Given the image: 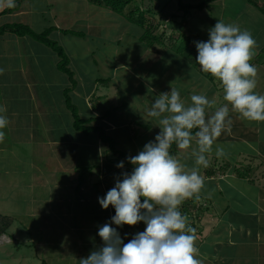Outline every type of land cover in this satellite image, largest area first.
<instances>
[{
	"label": "crops",
	"instance_id": "0c3cea01",
	"mask_svg": "<svg viewBox=\"0 0 264 264\" xmlns=\"http://www.w3.org/2000/svg\"><path fill=\"white\" fill-rule=\"evenodd\" d=\"M218 1L221 0L216 2L218 3ZM232 1L233 4L229 6V9L232 8L233 10H230L233 13L228 11L230 23L239 26L245 24L240 22V18L243 17L246 22L251 20L252 24L260 22L264 28L262 12L264 11V0ZM219 14L225 17L224 11L221 10ZM254 16H258L260 19L258 20ZM16 56L20 61L19 68L12 72L17 78L0 77L2 78L0 79V93L5 94L7 98L11 97V93L9 91L5 93V89L12 90L16 86L25 90L21 94L14 95L15 98H18L16 102L19 99L21 101L13 104L11 108L16 110L13 113L18 114L20 122L17 128L10 131L12 135L9 134L8 138L11 140L12 146L7 142V145L4 146L6 148L2 147L1 149L5 165L9 163L11 169L18 170L22 174V170H27L26 172L29 173L28 169H32L34 172L39 169L50 170L46 180L38 181L41 185L39 192L44 195L45 199H51L52 205L54 202L57 203L56 208L50 207L54 212L51 217L55 221L64 222V225L69 228L68 232L71 231L76 235L77 240L74 245L76 247L79 245L78 252L81 253L79 256L85 253L83 258H87L91 251L85 252L86 249H82L81 246L84 244L92 251L101 247L102 241L96 242L100 239L97 235L98 228L109 222L115 214L112 206L102 209L98 203V197H104L107 191L114 187L116 180L121 178L122 172L130 173L132 165H125L123 169H118L116 164L122 159L120 160L117 156H109L107 146L100 142L97 135L85 136L73 129V119L66 108L63 96V91L71 86L67 76L57 70V58L50 49H34L31 55H27V51H18ZM254 57L252 64L258 70L255 91L264 95V58H262L264 57V42L255 48ZM49 61L54 66L45 65ZM120 67L122 66L115 67L116 72L120 70L118 69ZM174 67L173 73L169 75L173 77L180 73L178 77L180 84L178 83L176 89L179 90L180 86L186 88V91H180L185 101H189L192 94L204 93L213 101V107L208 110L209 112L220 107L217 100L219 97H223V90L219 91L220 88L215 86L214 80L210 81L204 76L203 78L195 77L194 82L187 81L185 83L186 77L183 79L181 71L176 66ZM73 72L77 81L75 89L78 90L76 91L78 93H74L75 89H73V92L70 93L71 98H84L85 102V99L94 93H90L89 89L97 90V87L93 88L92 80L88 79L89 77L87 78L85 73ZM153 72L155 76L158 75L155 70ZM197 74L200 76L203 72L200 70ZM119 78L116 76L117 81H122V77ZM112 79L107 84L113 83ZM206 79L209 82L205 81ZM165 84L169 88L164 87V89L170 91L173 87L171 82ZM156 86H151L152 94L163 88V85L160 87L157 84ZM51 87L56 93L53 94L51 103L56 100L54 103L56 105L41 104L51 107L47 108L49 110L45 112L47 115L40 117L35 110H32L31 97L34 95L35 102L42 103L49 96V93L43 89ZM120 89L117 91L119 95H117V105L115 106H112V103H107V98L97 97L99 102L92 104L91 108H87L89 110L88 119L93 116L101 119L99 124L104 126L108 135L111 134L115 141V147L119 140L128 139L132 142L137 140L136 137L140 135L146 139L149 137L150 141L154 140L150 134L153 131L152 127L144 125V123H136L133 116L124 115L122 111L124 109H121L125 103L127 104V99L132 98L138 104H143L144 101L149 102L132 89L125 93V97L123 95L121 97L120 93L123 89ZM142 89L150 92L145 85L142 86ZM157 95L159 96V94ZM150 99L153 100V96ZM19 103L22 104L21 107ZM225 103L224 101L221 106ZM229 109L232 119L231 131L222 134L216 141V144L225 147V151L228 153L217 157L214 146L212 153L207 154L208 166L202 173L200 172L204 179V186L197 195L200 196L202 202L203 199L211 201V205L209 208H204L205 210L201 213L192 215L194 218L191 219V227L196 229V246L199 250L197 256L202 264H264V122L245 120L238 113L232 111L230 105ZM29 122L32 125L27 128ZM135 130H137V134H134ZM128 134H131V138ZM132 147L135 154L140 151L136 144ZM176 152L175 157L179 161L182 158H191V149L179 150L176 148ZM250 160L252 161L249 162ZM241 163L243 166L240 165ZM84 169L82 186L77 190V178ZM141 199L143 201V198ZM76 200L82 204L78 210L76 209L78 207ZM88 200L91 202L85 203ZM43 206V209H47L50 204L43 203ZM138 224L135 226L124 225L123 228L117 229L125 243L135 233L145 229L146 226L142 222ZM34 227L36 226H32V228Z\"/></svg>",
	"mask_w": 264,
	"mask_h": 264
},
{
	"label": "rangeland",
	"instance_id": "374dc122",
	"mask_svg": "<svg viewBox=\"0 0 264 264\" xmlns=\"http://www.w3.org/2000/svg\"><path fill=\"white\" fill-rule=\"evenodd\" d=\"M200 1L182 0L183 3L187 4H197ZM235 1L238 2L239 0ZM19 4L20 10L18 12L0 17V26L3 24H26L35 33H41L48 27L57 28L49 38L57 42L66 51L71 70L76 73H85L84 75L92 80L93 88L97 87V90L89 89L90 93H94L85 99L86 103L84 98H72V103L77 107L80 116L87 119L89 117L87 108H91L92 104L99 102L97 97L103 96L107 98V103H112V106L117 105L119 88H121L120 90L123 89L120 93L121 97L122 95L125 97V93L132 89L134 92L140 93L149 103L154 102L157 94L169 91V89H164V87L169 88L165 84L166 82H171L172 86L177 88L178 83L180 84L178 81L180 73L173 77L169 75L173 73L174 66L181 71L183 79L186 77L185 83L187 81L189 83L194 82L195 77L203 78L206 73L200 74V76L197 74L200 67L195 60L197 50L194 42L206 41L209 28L213 27L218 20L230 23L228 11L232 12L233 10L232 8H230L232 10L229 9V6L233 4L232 0H221L218 3L216 1L209 3L202 11H189L188 15L183 17L182 13L177 11L176 0H135L133 6H138L143 11L144 29H140V27L124 21L116 13L91 3L89 0H20ZM234 9L236 8L234 7ZM221 10L225 12V17L219 14ZM174 15H178L176 19L172 18ZM254 17L260 19L258 16ZM240 22L245 23L240 24V27L251 32L257 46L264 42V28L260 22L252 24L251 20L246 22L243 17L240 18ZM60 30L82 32L86 36L83 38L64 36ZM146 30H150L152 34L149 39L141 37L147 32ZM178 47H181L183 53L176 54ZM44 48L46 47L30 38H19L8 34L0 37V69L3 70L0 72V77L17 78L14 77L12 71L19 68L20 61L16 56L18 51H27V55H31L34 49ZM191 49L194 54L191 56L194 60L192 65L185 58ZM167 52L170 53L167 54ZM254 59L255 57L251 63ZM50 62L45 65L54 66ZM118 66L122 67L118 68L120 70L116 72L115 67ZM164 69L166 70L163 71ZM154 70L158 73L157 76H155ZM116 76L122 77V81H117ZM108 77L113 78V83L106 85V83L102 84L96 81ZM119 80L121 79L119 78ZM212 80L215 81V86L220 88L219 91L223 90L218 80L215 78ZM205 81L209 82L207 79ZM157 84L160 87L163 85V88L154 91L156 93L152 94L151 86ZM143 85L147 86L150 92L142 89ZM99 86L107 88L103 89ZM43 90L48 92L49 96L42 103L35 102L34 95L31 97V101H33L32 110H35L40 117L47 115L45 112L49 111L50 105H56L54 104L56 100L51 103L55 93L52 87ZM8 91L11 93L10 98L0 93V106L6 109L3 114L9 120L7 128L3 129L5 132L4 140L0 142V214L11 218L12 224L6 235L0 236V264H78V259L83 258L85 253L79 256L81 255L78 252L79 245L77 247L74 245L77 240L76 235L71 231L68 232L69 228L64 225V222L55 221L51 217L54 212L50 207L56 208L57 203L54 202L52 205L51 199H45L44 195L39 192L41 185L38 181L46 180L50 170L39 169L34 172L32 169H28L29 173L26 172L27 170H22V174L18 170L11 169L9 163L5 165L1 149L7 145V142H11L8 138L12 135L10 131L17 128L20 122L18 114L13 113L16 110L11 108L13 104L21 101L19 99L16 102L18 98H15L14 95L21 94L25 90L15 86V89L4 90L5 93ZM76 91L78 90L75 89L74 93H78ZM179 91H186V88L180 86ZM151 96H153V100L150 99ZM127 101V104L125 103L121 108L124 109L122 110L124 115L133 116L136 123H144V125L152 127L153 131L150 134L155 137L160 131L156 125L157 122L146 117L144 113V109L150 104L145 101L143 104H138L132 98L127 99ZM217 101L221 106L224 102L223 97H219ZM41 104L50 105L42 106ZM19 106L21 107L22 104L19 103ZM105 107L107 106L105 105ZM31 125L29 122L27 128H30ZM134 134H137V130ZM18 136L20 137L19 133ZM128 136L131 138V134ZM142 136H137V140L132 142L128 139L119 140L115 148L129 156H135L132 146L136 144L142 150L144 145L151 140H148L149 137L146 139ZM132 137L134 138L133 135ZM45 138L48 137L45 136ZM9 145L12 146V143ZM106 148L108 150V147ZM223 149L225 153H228L225 151V147ZM108 155L115 157L110 152ZM180 162L189 169L195 166L192 157L182 158ZM240 165L243 166L242 163ZM204 169L205 167H200L199 170L202 173ZM48 183L50 184V182ZM76 201L78 203L76 209L78 210L82 204L78 200ZM89 202L91 201L88 200L85 203ZM43 203H48L50 206L43 209ZM202 203H207L203 206L207 208L211 205V201L205 199ZM204 210L203 208L202 211ZM191 219V216L187 217L190 226L192 225ZM32 226L36 227L32 228ZM98 241H102L101 238L96 240V242ZM81 247L86 249L85 252L92 251L84 244Z\"/></svg>",
	"mask_w": 264,
	"mask_h": 264
},
{
	"label": "clouds",
	"instance_id": "9594fccd",
	"mask_svg": "<svg viewBox=\"0 0 264 264\" xmlns=\"http://www.w3.org/2000/svg\"><path fill=\"white\" fill-rule=\"evenodd\" d=\"M14 6L15 0H0V11ZM194 43L196 63L221 83L226 103L209 112L213 101L206 94H192L185 101L171 87L144 109L160 131L135 156L126 157L132 171L122 172L114 187L98 197L101 208L112 206L115 214L98 228L102 246L79 264H202L197 256L196 229L189 225L181 206L203 188L199 169L208 166L207 154L213 147L217 157L225 155L216 141L231 131L229 105L245 120L264 122V95L255 91L258 70L251 61L257 42L250 31L218 20L209 28L206 41ZM5 111L0 106V142L9 124ZM173 145L179 150L191 149L195 166L189 169L182 164L170 151ZM116 167L123 169L125 162ZM141 222L145 229L125 243L117 229Z\"/></svg>",
	"mask_w": 264,
	"mask_h": 264
},
{
	"label": "trees",
	"instance_id": "16d2710c",
	"mask_svg": "<svg viewBox=\"0 0 264 264\" xmlns=\"http://www.w3.org/2000/svg\"><path fill=\"white\" fill-rule=\"evenodd\" d=\"M20 0H15V6L10 9H4L2 12H0V17L3 15H9L16 13L20 10ZM91 3H94L102 8L108 9L117 15L121 17L124 21L130 22L138 27L140 29H144V20H143V11L139 9L138 6H133L135 0H89ZM177 1V11L181 12L183 17L185 15H188L189 11L197 12L204 10L205 6L209 3H212L217 0H201L197 4H187L183 3L182 0H176ZM248 2H251L250 0H247ZM264 14V11H262ZM178 15H174L172 18L176 19ZM172 26V24H169ZM57 28L55 27H48L41 33H35L30 27L26 24H3L0 26V37L2 38L5 35H13L19 38H30L33 41L45 46L46 48L50 49L57 58V70L63 74H65L68 78V81L70 83V88L63 91V96L65 100V105L68 111L71 113L72 119H73V129L76 132H81L85 136H88L89 134L97 135L100 142L108 147L109 152L117 156L120 160L125 162V165H129V163L126 160V157H128L126 154L119 152L115 148V141L114 139L109 136L104 126L102 124H99L101 121L100 118L97 117H91L89 119H83L78 113L77 107L72 103V98L70 93L73 89L77 86V81L75 79V73L71 68L69 67L70 61L69 56L67 55L66 51L58 45L57 42L51 40L49 37L52 34L53 31H56ZM147 32L144 33L141 37H144V39H149L152 34L150 33V30H146ZM61 34L66 36H77L79 38H83V36H86L82 32H75V31H67V30H60ZM157 37V36H156ZM153 38V37H152ZM195 51V50H194ZM172 53V51L170 50ZM183 53L181 50V47H178L176 49V54ZM94 55V54H93ZM193 50L189 51L185 58L190 63L193 64ZM264 58V57H262ZM205 77L212 80V76L210 74H206ZM111 78L109 79H100L96 80L102 84H107ZM221 84V83H220ZM223 89V88H222ZM108 116V115H107ZM92 124V125H91ZM171 153L176 156V146L173 145L171 148ZM85 169L81 171V174L78 176L77 181V190H79L82 186L83 178H84ZM199 195L194 196L191 199L185 200L184 203L181 206V212L185 216L189 218H194L193 216L199 214L202 212L204 204L201 201V198H199ZM199 198V199H198ZM206 205V203H205ZM193 215V216H192ZM12 224V219L9 217H6L4 215L0 214V236L6 235L7 231L10 229ZM43 264V263H42Z\"/></svg>",
	"mask_w": 264,
	"mask_h": 264
}]
</instances>
